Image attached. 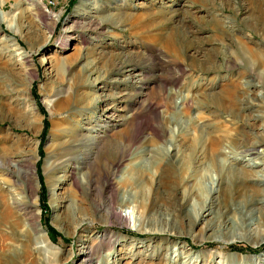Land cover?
<instances>
[{
    "label": "rangeland",
    "instance_id": "obj_1",
    "mask_svg": "<svg viewBox=\"0 0 264 264\" xmlns=\"http://www.w3.org/2000/svg\"><path fill=\"white\" fill-rule=\"evenodd\" d=\"M237 1L241 2L0 0V146H10L26 156L39 157L36 160V172H33L35 212L38 216L35 224L38 237L45 241L43 243V240L36 239L34 226L29 225L30 218H26L28 216L22 212L15 216L16 219H11L17 235L7 248L21 255L26 250L23 243L30 240L33 259L38 264H80L83 254L91 252L94 255L93 264H264V242L259 244L261 234L253 231L256 227H251L252 231L247 232L243 217L235 213L244 204L235 206L229 200L232 211L226 215H230L220 217L219 212L227 210L218 200L204 219L197 222L196 226H191L192 222H196L201 202L207 197L206 190L212 186V176L216 177L215 172L205 166L206 163L192 174L193 181L188 180L182 189L181 193L187 199L177 215L181 214L185 222L162 207L149 219V226L159 229L156 234L140 233L126 225L125 219L120 220L119 225H111L112 219L105 206L103 182L97 179V175L94 177L97 180L89 186V171L85 165L73 161L67 164L65 170L52 172L51 175L44 171L46 164L53 160L50 156L57 152L60 158L55 161L71 159L72 153H62V149L75 134L89 138L81 153L93 155L92 162L96 163L94 168L99 172L97 163H108L112 157L108 146L126 140L124 133L129 132L131 125L122 127L125 118L135 119L136 124L139 122L138 125L148 135V127L157 128L162 117L168 114L173 121L177 118L179 133L178 130L176 133L179 136L182 133L183 136L195 133L203 121L211 120V113L206 107L211 105L212 92L235 87L244 94L242 99L252 100L255 93L248 80V69L234 66L244 63V54L258 64V72L264 71V0H245L250 6V13L241 9L238 11ZM37 4H42L46 12L58 17L45 22L38 20ZM168 11L175 12L172 19V22L175 21L174 26L194 32L195 40L199 41L201 47L204 45L205 53L185 52L179 43L171 41L170 34H166L164 29L165 22L155 18V13L167 15ZM125 14L126 18L123 17ZM122 17L124 22L121 21ZM89 18L93 21L103 20L104 26L98 30L88 26H84L88 30L84 29L82 22H88ZM178 20H182L180 24ZM66 29L71 32L68 31L67 39H64ZM86 48H94L97 52L102 51L115 58L127 54L139 62L138 68L131 76H114L118 80L108 83L106 88L99 84L80 90L77 102L82 106L88 105L89 109H82V113L74 109L76 112L67 114L69 104L74 101L69 93L70 88L83 77V61L80 58ZM209 59L220 69L226 66L233 69L219 74L203 72L200 67ZM98 65L102 68L101 64ZM181 68L184 73L180 72ZM142 80L146 84L142 88L127 84ZM61 88L64 92L59 95L60 101L49 105L52 95ZM170 93L175 94L174 99H170ZM256 93V98L263 95L260 90ZM128 94L136 102L133 106L131 102L126 106L120 101ZM107 95H112L114 103L106 101ZM199 100L203 105L197 104ZM150 103L158 106L157 113L147 110ZM176 104L180 106L178 116ZM252 112L243 110L245 115ZM240 113L236 112L238 115ZM253 115L257 117V129L261 130L264 126V108L256 109ZM220 120V126L228 133L237 134L242 126L239 118L233 121L230 116L224 115ZM98 134L102 138L97 147L92 140ZM188 141V138L183 137V143ZM228 146L229 161L220 157L219 165L224 163L226 167H232L230 160L238 159L234 165L252 171L254 180L264 177V166L261 167L264 165V149H260L259 155H251L242 154L241 149L232 145ZM152 148L156 149V155L164 154L162 142L153 141L148 149ZM148 152L145 149L141 154V160L137 162L139 169L127 171L123 168L116 176L115 182L121 189V197L131 201V195L123 191L136 193L140 175H145L146 170L151 169L147 162ZM32 162L12 164V167H17L18 173L21 170L18 177H11L4 172L0 174V186L4 188L0 194V205L10 207L15 198H22L18 194V187L22 185L25 188L26 181L21 175L25 171L24 165H31ZM128 177L134 179L132 184L127 182ZM73 178L79 181V190L74 189ZM53 179L57 180L54 187L51 185ZM122 180L125 181L120 183ZM258 181L252 183L264 195V180ZM193 189L200 198L191 196L190 191ZM145 191L149 199L153 192L152 186L148 184ZM145 195L140 194L138 197L140 199V196ZM250 196H253L251 192ZM130 201L126 203V207H130L127 213L137 216L135 204H129ZM81 219L88 220L90 226L78 227L76 224ZM255 220L251 219L252 225ZM84 240L86 244H83ZM111 250L114 254L109 256ZM51 252L57 255L52 258Z\"/></svg>",
    "mask_w": 264,
    "mask_h": 264
},
{
    "label": "bare ground",
    "instance_id": "obj_2",
    "mask_svg": "<svg viewBox=\"0 0 264 264\" xmlns=\"http://www.w3.org/2000/svg\"><path fill=\"white\" fill-rule=\"evenodd\" d=\"M236 3L238 4V11L241 9L245 13L251 12V10L249 9L250 6H247V1L241 0V2L237 1ZM212 7H213V3L211 8ZM36 10H37L38 18H40L38 20H42L44 22L50 18L55 20L58 17L46 12L45 7H43L42 4H39ZM168 13L167 15L163 13L162 14L155 13V18L157 19L159 18L160 20H163V22H165L164 29L166 31V34H170L169 36L171 37L170 38L171 41L179 43L178 45L183 47L185 49V52H189V53L193 52L198 54L204 52L206 49L204 48V45L201 47V44L198 43L199 41L195 40L196 37L194 38V32L188 31L189 29L183 30L178 26L177 27L174 26L175 21L174 22L172 21L174 20L173 18L175 12L168 11ZM123 17L126 18L127 15L125 14ZM123 17L121 18V21L124 22ZM89 19L90 20L88 22L85 23L82 22V27L84 26H88L92 28L95 27L98 30L104 26L103 20L93 21L91 20V18ZM181 21L178 20L179 22L178 24H180ZM186 26L188 25L186 24ZM84 29L88 30L89 28L84 27ZM68 31L70 30L66 29L64 34V39H67ZM202 43L205 44L203 41ZM242 58L244 63L237 64L234 67L239 68L238 66H240L244 69H248V73H249L248 80L249 83L253 86V91H254L253 94L255 93L253 97H251L252 100H250L249 98H245L246 100L242 99L244 97V94L241 93L239 89L237 90L235 87H229L225 90L212 92V94H210L211 105H208L206 107L211 113V120L203 121L202 124L199 125V127L197 126V128L195 126L196 128L195 133L192 132L190 134L183 136L182 133H180V136L177 135L179 133L178 120L176 118L173 121V118L168 116V114L162 117L161 124L159 125L160 123L159 122L158 123L159 126H157V128L154 129L148 127V131H150V134L148 133V135L143 132V128L138 125L139 124L138 121H137L138 124H136L135 119H131L132 117L129 118L130 120L125 118L122 121V127L126 126L127 124L131 125L129 132L126 131L124 133V135L126 136V140L119 141L108 146L107 150L109 152H112V157L108 163L106 162L97 163L99 165L98 166L99 172H97L96 169L94 168V165L96 163H94L95 161L92 162V160L94 159L93 155L90 153H84L83 151L81 153V149L84 148V146L88 141L87 139H89L88 137L82 134H75L71 139H69L68 143H66V145L63 146L64 149L61 148L62 153L64 151H67L68 154L72 153L73 156L69 161H61V160L55 161L57 158H60L58 157L60 154H58L57 152L54 155L50 156L52 157L53 160H51L50 163L46 164L44 171L47 174L51 175L52 172L65 170L67 164L68 163L71 164L73 161L85 165L87 170L89 171L88 173L89 175L87 178L88 179L87 182L89 186H92L93 182H95L97 179L98 180L100 179L103 182V189H104L103 194L106 195L105 206L107 207V212L110 219H112L110 222L111 225H116V224L119 225L120 220L122 221L123 219H125L126 225H129V227L135 229L140 233L156 234L159 232V229L150 227L149 219L154 212L156 214L157 213L156 211H158L159 209L161 210L162 207L163 208L166 207V209H169L171 213L173 212V215L174 216L176 215V217L179 220L182 218V222L183 223L185 222V219L181 216V214L177 215V213H179L180 210L182 209L185 200L187 199V196H183V194L181 193L182 189L187 185L188 180L189 181L192 180V174L206 163L205 166L209 170L211 169L213 172H215L216 177L214 178L212 176V186L209 188L208 191L206 190L207 197H205L203 201L200 199L202 201L201 202L202 206L199 209V214L197 215L196 222H192L191 226H196L197 222L204 219V217H206V215L211 212L214 204L218 200L221 201V206H223V209L227 210L226 212L225 211L219 212V216L220 217L225 216L226 213L232 211L231 207H229V200L230 201L232 200L235 206H237V204L238 205L244 204V206H242V208L239 211L235 210V213L241 216V218L243 217L244 219L243 223L246 225L247 232L248 230L252 229L251 227H256L253 229V231H257L261 234L262 239L259 242V244L263 243L264 242V195H262V190H260L255 183L253 184L252 181L259 182L258 180H264V177L258 180H254L252 171L246 170L244 168L241 169L240 167H236L234 165L236 162H238V159L230 160L231 162L230 164L232 167H226L224 163L222 165L221 164L219 165L220 157L224 160L227 159L229 161L228 152H227V149L229 148L228 145L230 146L232 145V147H237L241 149L242 154L249 153L251 155L253 154L259 155L260 149L261 148L264 149V126L261 128V130H258L256 124L257 117L255 118V115H253L256 109L264 108V71L258 72L257 71L258 64L252 61L250 57L243 54ZM80 59L83 61V74H82L83 77L76 80L73 88H70L71 92L69 93L71 94V97L74 99V101H72L69 104L67 114H70L72 112L74 113L76 112L75 110L77 109L78 111L80 110L79 112H81L82 109L85 110L86 108H88V105L82 106L77 102L78 97L80 95L79 94L80 90H83L84 88L87 87H95L98 86L99 84L103 85V88H106L108 83L112 84L113 80H118L114 78V76L121 75V77H123V75L126 76L133 75L135 71H137L136 70L138 68L137 64L139 63L135 61V59H133L132 57L127 56V54L126 55L121 54L115 58L108 56V54H104L102 51L97 52V50L94 48L84 49ZM207 61L208 62H205L200 67V69L202 68L201 70L203 72L219 74L220 72L226 73L233 69V67H227V66L224 67L223 69H220L217 67L216 63H214L213 60L209 59ZM98 64H101L102 68ZM141 70L143 73L145 72V70L144 71L143 69ZM180 70L181 73L185 72L184 69L182 68ZM168 82H170V80ZM139 83L136 82L134 84L131 82L127 84H130L132 87H138V88H142L144 87V85H146L143 84L144 80L140 81ZM259 90L263 95H261L260 98H256L255 96L257 94L256 92H258ZM63 92H64L63 88H61L60 91L58 89L52 95V98L49 101V105H51L52 102L53 105L57 104L60 101L59 95L62 94ZM131 94L125 96L124 97L125 99H120V101L126 103L127 104L126 106H129V102H131V105L136 104ZM169 96L170 99H174L175 94L170 93ZM134 97L136 98V96ZM141 97L142 96L140 95V98ZM105 98L107 102L114 103L112 102L113 99L112 95H107ZM197 104L203 105L201 100H199ZM128 108L131 109V107ZM157 108H158L157 105L150 103L149 106L147 107V110L156 112ZM245 109L251 110L253 112L250 115H245L243 113V110ZM175 110H176V115L178 116L180 112V106L178 104L175 105ZM236 112L238 113L241 112V113L240 115H238L236 114ZM224 115L226 117L230 116L233 121H236L238 118L240 119L242 126L240 127L237 134L230 132L228 133L227 131L223 130L224 127L222 128L220 126L221 125L220 119ZM176 130H178V133H176ZM183 137L188 138L189 141L187 143H183ZM101 138L102 137H100V134L94 137L92 141L96 143L95 146L98 147V145L101 143ZM153 141H160L163 143L164 154L162 156L156 155L155 148H152L150 150L148 149V147ZM145 149L149 151L148 152L149 158H147V162L151 165V169H147L145 175L143 174L140 175L141 180L137 182L139 185L136 187L137 188L136 193L131 194V192L123 191L126 195H131L132 200L130 201L128 199H125V197L120 196L121 189L118 186V184L115 182L116 176L123 168L127 171H135L139 169L140 167H138L137 162L141 160V156H142L141 154L143 153V151H145ZM19 151L10 146L9 147L3 145L0 146V174L5 173L6 175H11V177H16L18 174L20 175L21 170L19 168L21 167L19 166L18 170L20 171L18 173L16 169L17 167H12L13 163L20 165L21 163H28L30 161L31 162L33 161L31 165H24L23 169L25 171H23L24 173L21 175V178L22 176L23 179L25 178L26 187L22 188V185L19 187L16 186L19 188L20 191H18L19 192L18 194L21 195L22 198L19 200H16L17 198H15V200H13V203L12 205H10V207H4L0 205V264H25L26 261H28V264H38V262L35 259H33L34 258L33 252L29 244L30 240L29 242L26 241L27 243H23V248L26 250L22 252L21 255L19 254L18 251L15 250L12 251V249L7 248V246H11V241L17 235L13 229L14 226L12 228L11 219H16L19 213L23 212L24 216H28L26 218H30L29 225L35 227V228L33 227L34 230L33 232H35L36 234L35 235L36 239L43 240L42 242L45 243L43 238L38 237L39 233L36 229V224H35L38 216L35 212L36 200H34V194H36V188L34 186V181H33V172H36V163H37L36 160L39 157L37 155L36 157L26 156L22 151L20 152ZM263 166L264 165L262 164L261 167ZM223 171H225V173H223ZM97 175L98 178L94 180V177ZM71 176H73V172ZM51 178L52 177H50V179ZM55 181L57 180L53 179V181H51V185H53V187L55 185L54 184ZM124 181L125 180H122L120 183ZM127 182L129 184H132L134 182V179L128 177ZM13 183H16V181ZM148 184L151 185L153 188V192L151 193L152 196L149 199H147L145 195L146 192L145 188ZM73 185L75 186L74 189L76 190H79V188H81L80 183L76 178H73ZM0 188L3 189L0 190V194H1L4 191V188L1 186ZM190 192H191V196L195 198H200V195L197 194V192H195V189L191 190ZM250 192L253 194L252 197L250 196ZM140 194H144L145 196H140L141 198L139 199L138 195ZM173 197L175 199L174 203H173ZM248 199H251V201L249 202ZM128 201H130L129 204H131L132 202L135 204L134 209L136 210L137 216L136 215L133 216L132 215L133 213L132 214L127 213V210L130 208L128 207L129 205L126 207V203H128ZM230 213L225 217H228ZM254 216H256L255 217L256 222L252 225L251 222L255 219ZM87 221L86 219L84 220L81 219L80 221L77 222L76 225L81 228L84 227L88 228L91 223H88ZM102 237L105 238V236ZM84 241L85 242H83V244H86L87 241L86 240ZM44 250L46 251V249ZM112 250H111V255L109 254V256H112L114 254ZM49 254L52 256V258H54V256L57 255V253H53V252ZM13 255L14 256L16 255V258H13ZM93 260H94V255L92 254V252L85 253L83 254L80 264H93Z\"/></svg>",
    "mask_w": 264,
    "mask_h": 264
}]
</instances>
